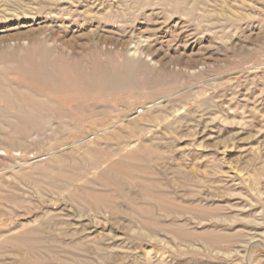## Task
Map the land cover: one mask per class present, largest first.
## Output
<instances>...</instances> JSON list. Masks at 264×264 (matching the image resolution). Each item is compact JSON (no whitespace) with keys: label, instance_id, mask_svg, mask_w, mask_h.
Returning a JSON list of instances; mask_svg holds the SVG:
<instances>
[{"label":"rangeland","instance_id":"obj_1","mask_svg":"<svg viewBox=\"0 0 264 264\" xmlns=\"http://www.w3.org/2000/svg\"><path fill=\"white\" fill-rule=\"evenodd\" d=\"M0 264H264V0H0Z\"/></svg>","mask_w":264,"mask_h":264}]
</instances>
